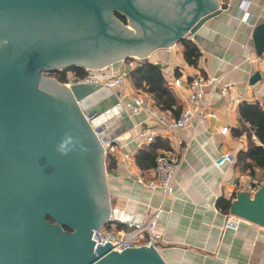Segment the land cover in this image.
I'll use <instances>...</instances> for the list:
<instances>
[{
	"label": "water",
	"instance_id": "obj_1",
	"mask_svg": "<svg viewBox=\"0 0 264 264\" xmlns=\"http://www.w3.org/2000/svg\"><path fill=\"white\" fill-rule=\"evenodd\" d=\"M68 1L91 3L0 0V5ZM114 11L125 15L127 24ZM220 11L218 0H170L158 23V16L145 8L114 4L104 14L110 24L98 14L86 32L58 27L53 31L58 45L28 50L38 63L25 64L14 79L0 78V264H166L150 245L120 253L108 243L94 248L93 231L108 218L110 204L104 150L84 116L98 115L94 127L117 118L115 127H125L119 141L130 138L133 124L111 88L67 86L41 72L72 66L103 69L133 57L146 60L193 35ZM252 39L261 55L264 22L254 26ZM154 65L165 68L160 62ZM260 78L255 71L249 83ZM229 212L264 227V183L253 192L237 190ZM49 214L70 231L50 222Z\"/></svg>",
	"mask_w": 264,
	"mask_h": 264
},
{
	"label": "crops",
	"instance_id": "obj_2",
	"mask_svg": "<svg viewBox=\"0 0 264 264\" xmlns=\"http://www.w3.org/2000/svg\"><path fill=\"white\" fill-rule=\"evenodd\" d=\"M226 1L218 0L221 11L193 35H186L200 52L196 66L186 63L181 43L157 50L146 59L165 65L161 71L167 83L179 79L184 85L185 80L197 73L203 77L221 75L222 81L233 83L225 95L220 92L221 85L211 90L209 101L216 117L173 134L158 133L157 137L166 147L157 152L167 150L183 154L184 158L175 177L173 194L163 199L159 190L151 191L139 182L150 174L151 168L140 169L135 163V152L141 147L136 134L140 126L148 129L156 126L143 113L130 118L135 126L129 129L132 138L127 140L124 150L132 153L131 159H119L111 171L106 170L110 208L142 213L146 217L156 208H162L157 227L163 233V241L158 252L166 264H264V227L244 220L236 231L223 230L225 212L216 207L219 197L232 200L237 190L252 192V181L264 173V168L255 167L250 172L237 162V153L246 149L248 139L245 133H234L241 127L239 105L242 102H259L264 108V52L256 54L251 26L264 22V0H249L248 22L237 15L240 0H229L231 6L225 9ZM124 68L121 62L113 63L105 68L104 77ZM255 71L260 72L261 78L251 85L249 79ZM127 81L130 96L136 88L130 85L129 78ZM172 92L180 107L184 106V90L176 87ZM233 98L240 100L233 103ZM169 112L170 118L176 117ZM114 120H108L105 129L123 132L125 127H115L118 120ZM140 123L143 125L137 126ZM223 126L229 128L225 135L220 134ZM252 139L259 144L254 135ZM223 152L232 153L236 163L218 169L213 161Z\"/></svg>",
	"mask_w": 264,
	"mask_h": 264
},
{
	"label": "built area",
	"instance_id": "obj_3",
	"mask_svg": "<svg viewBox=\"0 0 264 264\" xmlns=\"http://www.w3.org/2000/svg\"><path fill=\"white\" fill-rule=\"evenodd\" d=\"M230 6L231 2L227 0L226 3H224L225 9ZM249 7V0H240L237 15H240V19L244 22L249 21ZM255 24L256 23L251 24L252 28H254ZM141 61H143V59L123 60L121 63H123L126 68L108 77H104L103 72L105 68H84L85 73L83 76L79 77L71 73L65 82L67 86L73 83H96L109 87L117 95L122 110L125 111L130 118L133 115L143 113L146 120L153 121L156 124L153 129L140 126L143 125V123L137 125L140 126L136 134L137 142L140 146L154 142L160 131L173 134L178 130L194 126V124H204L208 119L216 117L209 101L211 90L221 85L220 92L222 95H225L233 86L231 81H222L221 75L203 77L201 74L197 73L185 80L184 85H181L179 79H173L171 82H168L169 90L172 91L176 87H181L185 92V105L181 107L176 117L170 118L167 115V113H170L169 110L167 112L162 111L154 106L152 96L149 92L139 89L135 90L133 94L129 96L130 90L127 81L129 72ZM207 92L208 95H206ZM239 100L240 99L233 98L232 101L235 103ZM96 117H98V115L95 113L84 116L93 133L99 140L104 154L115 158L116 161L119 159L130 160L132 153L125 151L124 148L127 140L132 137L130 136V138L126 140L119 141L118 138L125 133V130L118 133L109 132L104 127L106 124L105 122L103 125L94 127L92 125V120ZM134 126L133 124L132 128ZM228 129L227 126H223L220 130V134L225 135ZM183 159V154L178 155L167 150L158 151L155 158V165L149 170L150 174L145 179L141 178L139 182L151 191L159 190L163 199L166 198L168 195L173 194L175 177L181 168ZM235 163L236 157L230 152L220 153L213 161V165L218 169H221L225 165H232ZM262 183H264V173L260 178L252 181V192ZM161 211L162 208L158 207L152 214L146 217V215L142 213L137 214L128 210L110 208L109 216L106 221L100 223L97 229L93 231L92 240L95 242L94 248L97 244L104 246L105 243H108L110 244L109 248L111 251H116L118 253L126 248H150V246L159 250L157 244L163 241V233L158 231L157 227ZM222 218L223 230L230 229L236 231L239 224L244 221V219L230 212L224 213ZM105 226L109 227L106 228Z\"/></svg>",
	"mask_w": 264,
	"mask_h": 264
},
{
	"label": "flooded vegetation",
	"instance_id": "obj_4",
	"mask_svg": "<svg viewBox=\"0 0 264 264\" xmlns=\"http://www.w3.org/2000/svg\"><path fill=\"white\" fill-rule=\"evenodd\" d=\"M88 1L91 3L68 1L65 5L45 3L0 5V78L14 79L16 73L24 71L22 66L29 63H38L40 60L31 56V52L29 53L28 50L50 49V47L58 45L53 34V31L58 27L86 32L92 22H95L93 18L98 14H101L110 24L109 19L104 14L106 9L114 4L124 8H145L150 14L153 13L158 16V20L155 19L156 22L163 23L162 16H159V14L164 12L166 16L167 7L170 6V0ZM113 15L122 23L127 24L125 15H121L118 11H114ZM69 68L66 67L49 73L41 72V74L44 77L58 80V77L65 75L67 78L69 74L73 73ZM26 78L29 81L31 76Z\"/></svg>",
	"mask_w": 264,
	"mask_h": 264
},
{
	"label": "trees",
	"instance_id": "obj_5",
	"mask_svg": "<svg viewBox=\"0 0 264 264\" xmlns=\"http://www.w3.org/2000/svg\"><path fill=\"white\" fill-rule=\"evenodd\" d=\"M183 46V56L189 65L196 66L200 56L197 46L187 38L180 40ZM76 76H83L84 68L72 66L69 68ZM177 75V71H175ZM53 76V75H52ZM132 86L136 90H145L152 96L154 106L162 111L170 110L174 116L179 114L181 109L174 93L169 90L168 83L163 76L160 68L147 60L138 62L136 67L129 72L128 76ZM58 81L65 83L67 78L65 75L58 77ZM239 114L241 127L240 130H235V135L245 133L248 139V144L245 150H240L237 153V162L241 163L244 169H250L253 172L255 167L264 168V108L259 102H242L239 105ZM255 136L259 144L253 141L252 136ZM166 147L164 142L157 137L154 142L143 145L135 152V163L140 169L152 168L155 165V158L159 148ZM108 162L105 163L106 170L111 171L116 164L115 158L109 156ZM232 197H235L233 195ZM231 200H226L219 197L216 201V207L227 213L229 211ZM50 218V217H49ZM47 218L50 222L51 220ZM65 231L70 230L65 227Z\"/></svg>",
	"mask_w": 264,
	"mask_h": 264
},
{
	"label": "rangeland",
	"instance_id": "obj_6",
	"mask_svg": "<svg viewBox=\"0 0 264 264\" xmlns=\"http://www.w3.org/2000/svg\"><path fill=\"white\" fill-rule=\"evenodd\" d=\"M135 58V59H134ZM131 60H137V59H140V58H138V57H133V58H130ZM140 60H142V59H140ZM144 60V59H143ZM126 62H128V61H126ZM126 68V67H125ZM130 85H132V84H130ZM134 88V87H133ZM109 156H106L105 155V158H104V163H106V162H108V160H106V159H109L108 158ZM105 168H106V165H105ZM50 217V218H49ZM47 218H49L50 220H51V222L52 223H55L58 227H60V228H62L63 229V231H65V226L64 225H62L60 222H58L53 216L51 217V214H49V215H47ZM106 228H108L109 226H105Z\"/></svg>",
	"mask_w": 264,
	"mask_h": 264
},
{
	"label": "bare ground",
	"instance_id": "obj_7",
	"mask_svg": "<svg viewBox=\"0 0 264 264\" xmlns=\"http://www.w3.org/2000/svg\"><path fill=\"white\" fill-rule=\"evenodd\" d=\"M108 120H109V119H108ZM103 123H104V122H101L100 125H103ZM106 125H107V123L105 124V126H106ZM105 126H104V127H105Z\"/></svg>",
	"mask_w": 264,
	"mask_h": 264
}]
</instances>
